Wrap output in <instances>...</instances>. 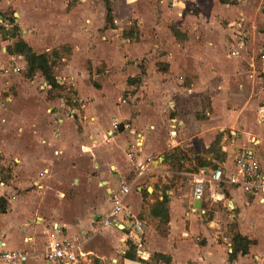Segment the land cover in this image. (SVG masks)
<instances>
[{"label":"crops","instance_id":"1","mask_svg":"<svg viewBox=\"0 0 264 264\" xmlns=\"http://www.w3.org/2000/svg\"><path fill=\"white\" fill-rule=\"evenodd\" d=\"M108 1L105 7L102 0H0V27L3 31L9 26L18 28L15 38L0 31V197L6 203L5 212H0V250L27 251L25 264H47L44 255L51 234L72 240L91 232L110 209L111 191L125 183L131 191L124 201V215L80 246L77 264H264V206L227 186L222 189L223 201L210 203L205 198L200 203L203 214L195 210L198 202L192 195L179 194L176 185L165 179L170 173L168 163L174 162L173 155L180 150L208 153L202 155L198 172L231 170L234 153L241 149L251 150L264 163V107L255 122L243 115V73L248 72L234 61L241 58L243 43L236 48V56L233 49L227 54L231 64L210 60L211 64L196 67L189 86L184 85V76L170 81V71L160 78L149 71L144 86L157 100L156 107L168 105L169 114L128 107L121 100L112 107L113 97L106 103L96 93L92 102L80 99L77 108L70 110L61 100L40 96L34 77L18 78V72L27 67L25 59L7 51L18 39L34 53L42 39L60 41L80 33L97 40L108 24L107 6L112 10V24L104 30L106 36L118 34L133 21L138 25L147 18L156 21L151 0ZM181 3L160 0L165 14ZM223 4L234 15L247 0ZM261 55L264 61V52ZM250 74L245 84L260 89L264 79ZM232 85L239 86L232 99L240 108L228 109L225 96ZM197 88L212 89L211 105L220 107L216 114H207L209 123L194 113L198 95L190 98V94ZM190 109L193 112L186 113ZM113 121L118 123L116 130ZM215 132L218 139L212 138ZM218 143L219 156L215 157L211 147ZM135 163L146 164L140 177ZM8 170L10 178L4 176ZM162 202L165 215L159 206ZM208 203L227 208L236 231L252 242L246 255L229 259L231 243L223 236L229 222L221 218L225 211L217 210L209 220ZM134 223L141 225L143 259L136 254Z\"/></svg>","mask_w":264,"mask_h":264},{"label":"rangeland","instance_id":"2","mask_svg":"<svg viewBox=\"0 0 264 264\" xmlns=\"http://www.w3.org/2000/svg\"><path fill=\"white\" fill-rule=\"evenodd\" d=\"M103 1L106 7L109 1ZM179 1L182 3L177 4L175 10L172 8L171 13L165 14V8L161 10L160 0H151L155 6L156 21L147 18L143 25L133 21L122 26L119 33L112 36L104 34V30L110 29L111 26L105 23L104 30H100L101 35L96 38L97 40L91 39L88 34L84 36L80 33H72L66 40L42 39L37 42L35 53H45L49 56L53 64V75L59 84L57 89L52 90L46 85L41 74L36 73L33 80L38 85L39 95L61 100L70 110L77 108L80 99L86 103L92 102L95 98L92 93H96L98 99L106 98V103L113 97L112 107L119 106L121 100L125 101L128 107L137 106L139 110L151 112L161 110L160 112L169 114L168 105L162 103L156 107L157 100L152 98L145 88L144 79L148 72L160 78L170 71V75L173 76L169 75L170 81L176 80L178 76H184L187 82L184 85L189 86L191 85L189 78L192 77V71H195L196 67L207 66L211 64L210 60L213 61L212 64H231L226 56L232 49L238 51L240 43H243V54L234 61L243 66V71L246 69L248 73L251 72V76L258 74L259 78L264 79V61L261 55L264 52V0H247L243 10L239 13L235 11L234 15L223 6V2H231V0ZM167 6L170 8V3ZM179 12L182 16L180 20L177 19L180 17L177 16ZM10 14L8 13L7 16ZM240 22L242 25L238 26ZM12 30L13 27L9 26L2 34H6L9 38L14 32ZM232 40H235L236 44ZM221 55L223 57H220ZM22 59L24 60V57ZM251 62L254 66L250 68ZM25 73L26 67L25 71L18 72V78L26 80ZM248 73H243V115L255 122L258 112L264 107V84L260 85V89H256V85L251 87L245 84L249 82ZM228 89L225 96L228 109L234 106L240 108L239 103L232 99L239 92V86L232 85ZM210 91L212 92L210 88H197L196 93L190 94V98L195 94L198 95L193 103L196 117L200 121L208 120V123L207 114H216L220 109L218 105L216 107L211 105ZM246 98H250L248 103ZM131 110L136 109L131 108ZM191 112L192 109L186 113ZM215 134L216 132L212 138L218 139ZM206 139L205 137L204 140L207 142ZM219 146L220 143L211 147L215 157L219 156ZM191 150L175 152L172 158L174 162L168 163L170 173L165 176L166 182L176 185L179 194H183L186 198L191 196L193 186L194 176L191 177L189 174L198 173L196 167L202 165L205 158L202 155L208 154ZM177 161L181 162L177 164ZM4 176L10 178V170ZM205 208L208 210L209 220L214 218V212L217 210L225 211L221 218H225L229 224L223 236H226L232 245L233 235L237 229L236 224L229 220L230 212L227 208H222L219 203L205 204Z\"/></svg>","mask_w":264,"mask_h":264},{"label":"built area","instance_id":"3","mask_svg":"<svg viewBox=\"0 0 264 264\" xmlns=\"http://www.w3.org/2000/svg\"><path fill=\"white\" fill-rule=\"evenodd\" d=\"M238 51L232 53L237 55ZM254 65L251 64V67ZM264 71V70H263ZM113 128L116 130L118 123L112 122ZM127 152V150H126ZM130 162H134V158L130 152L126 153ZM136 176L140 177L146 171V164H136ZM233 187L242 192L246 197L255 200L259 205L264 206V163H262L256 155L249 149L237 150L233 157V168L226 170L224 168H215L212 170H200L193 177L192 200L199 204L208 198L210 203L223 201L222 189L224 187ZM131 191V186L121 183L110 193V209L99 220H97L92 231L76 236L72 240L60 238L55 234H51V240L45 251V261L47 264H77L78 255L76 251L80 246L89 242L96 234L103 229L113 226L114 222L125 213L124 201ZM196 211L204 210L195 208ZM134 241L136 245L137 257L143 259L141 225L134 223L133 227ZM29 259L27 251L20 250H0V264H25Z\"/></svg>","mask_w":264,"mask_h":264},{"label":"trees","instance_id":"4","mask_svg":"<svg viewBox=\"0 0 264 264\" xmlns=\"http://www.w3.org/2000/svg\"><path fill=\"white\" fill-rule=\"evenodd\" d=\"M106 22L108 24H112V10L107 6L106 8ZM2 17V14L0 13ZM4 29L0 27V31ZM12 37H16V31L18 28L16 26L13 27ZM9 54L21 55L24 57L25 62L27 64L25 77L27 79H31L35 76L36 73H40L46 82L47 86H49L52 90L57 89L59 84L53 75V64L50 61V58L47 54H36L33 52L32 48L29 47L23 40L18 39L15 44L9 48ZM165 202L159 204L160 208L163 210L164 215L166 214ZM6 210V203L3 198L0 197V212L4 213ZM252 244L251 241L239 235L238 232H235L233 235V242L231 253L229 254V259L232 260L236 257V255H246L248 253L249 246ZM167 259V258H165Z\"/></svg>","mask_w":264,"mask_h":264},{"label":"water","instance_id":"5","mask_svg":"<svg viewBox=\"0 0 264 264\" xmlns=\"http://www.w3.org/2000/svg\"><path fill=\"white\" fill-rule=\"evenodd\" d=\"M197 205H198V207H197V208H199V207H200V204L198 203Z\"/></svg>","mask_w":264,"mask_h":264}]
</instances>
